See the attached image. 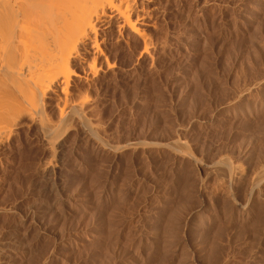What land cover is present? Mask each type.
Masks as SVG:
<instances>
[{
    "label": "rangeland",
    "instance_id": "obj_1",
    "mask_svg": "<svg viewBox=\"0 0 264 264\" xmlns=\"http://www.w3.org/2000/svg\"><path fill=\"white\" fill-rule=\"evenodd\" d=\"M159 6L152 53L125 35L101 44L112 69L74 67L94 134L74 118L53 154L29 123L1 147L6 264H264V0ZM223 156L243 171L230 198L208 173Z\"/></svg>",
    "mask_w": 264,
    "mask_h": 264
},
{
    "label": "bare ground",
    "instance_id": "obj_2",
    "mask_svg": "<svg viewBox=\"0 0 264 264\" xmlns=\"http://www.w3.org/2000/svg\"><path fill=\"white\" fill-rule=\"evenodd\" d=\"M160 6L159 0H0V150L19 128L30 124L37 126L53 154L55 149L61 146L60 138H57L63 133L61 127L74 118L86 132L94 134L95 126L84 115L83 101H75L71 97V101L68 99L72 77H79L74 67L85 65L84 68H88L87 73L89 71L97 75L101 64L105 62L104 65L106 64L109 70L114 64L109 53L111 50L108 48L107 52L105 49L109 46H105L111 43L113 38L116 42L123 40L125 35L131 40L139 41L142 45L141 53H149L153 42L147 30L154 25L152 20L159 15ZM123 41L126 42V39ZM101 44L105 46L102 47ZM135 46L133 44L132 48L137 49ZM97 63L100 64L99 67ZM259 82L256 81V84ZM52 95L60 101L61 107L56 105V108L60 107L58 124L52 123L45 112L48 107L47 98ZM86 96L85 101L89 99ZM76 97L78 98V95ZM57 99L55 98V101ZM190 157L193 158L192 155ZM45 167L49 175L55 168L51 165ZM209 168L211 171L208 173L215 172L214 176H221L223 180H220V184L218 181V184L222 192L230 198L231 193L227 187L243 174L241 167L224 157L212 163ZM255 191L264 192V167L260 168L250 181V194ZM225 195L223 194L224 197ZM244 206L241 204L242 210ZM2 238L0 264H6L5 258L8 256L4 250L10 245Z\"/></svg>",
    "mask_w": 264,
    "mask_h": 264
}]
</instances>
